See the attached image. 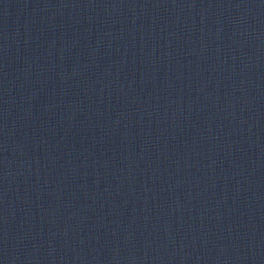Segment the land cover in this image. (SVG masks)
Listing matches in <instances>:
<instances>
[{
    "label": "water",
    "instance_id": "obj_1",
    "mask_svg": "<svg viewBox=\"0 0 264 264\" xmlns=\"http://www.w3.org/2000/svg\"><path fill=\"white\" fill-rule=\"evenodd\" d=\"M0 264H264V0H0Z\"/></svg>",
    "mask_w": 264,
    "mask_h": 264
}]
</instances>
